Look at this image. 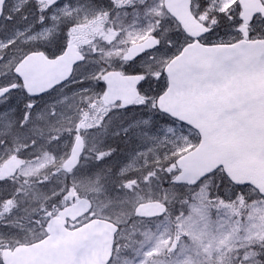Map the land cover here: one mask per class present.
<instances>
[{"label":"rangeland","instance_id":"374dc122","mask_svg":"<svg viewBox=\"0 0 264 264\" xmlns=\"http://www.w3.org/2000/svg\"><path fill=\"white\" fill-rule=\"evenodd\" d=\"M236 1L209 0L212 6H216L217 14H223L229 20L237 17V14L227 11ZM26 2H8L5 30L4 25L0 28V49L5 50L20 40L22 44H46L52 53L58 45L60 29L66 25H74V29L67 31L69 41L76 36L91 34L83 38L82 44L97 41L99 37L101 41L109 28L107 18L99 13L92 16L94 12L84 10L78 4L79 0H67L49 13V25H42L40 22L44 18L38 15V28L25 23H17L11 28L9 24L16 13L14 11ZM262 2L264 4V0ZM134 14L130 22L125 20V15L120 16L116 23L119 33L116 44L111 43L113 38L106 41L112 48V54L103 58L119 61L130 44L141 42L148 34L156 32L161 48L134 66L135 71H142L146 77L140 88L139 101L124 114L128 122L121 127L114 117L111 120L114 122L113 131L111 133L109 128L107 137L106 133L87 137L88 153L85 152L73 173L64 170L70 148L83 132V124L87 130L92 127L94 111L101 102L97 95L102 80L99 62L90 60L80 64L72 80L46 98L32 102L21 97L20 104L23 105L11 106L10 103L15 102L12 97L7 108L0 112V173L1 166L8 161H18L21 166L12 178L20 183L18 189L0 186V249H12L41 239L44 236L41 224L52 215L49 201L56 213L66 204L86 198L93 203V211L71 228L93 217L122 226L117 239V255L112 264L260 263L264 258V200L258 198L252 189L215 190L214 179L210 178L207 184L196 188L193 199L180 209L176 217L145 222L133 218V209L143 202L144 196L148 200H158L157 180L168 181L170 178L164 175H171L170 169H173L176 158L198 143L194 132L154 111L153 101L166 89L162 69L180 51L173 37L174 24L164 11L138 9ZM198 17L212 27L209 41L231 44L240 39H263L261 36H264V20L260 18L249 26L235 21L221 32L208 14L200 13ZM128 19L131 20L130 17ZM108 37H111L110 33ZM6 64L11 65L12 62L6 61ZM84 101L87 111L82 110ZM112 136L120 138L122 145L127 147L119 158L111 157V152H107L110 141L115 138ZM93 151L97 153L96 158L90 155ZM156 167L158 171L154 170ZM114 168L117 171L113 173ZM64 180L71 183V189H66ZM184 188L172 187L166 193L169 196L182 194ZM37 203L42 206H38L39 210L31 215ZM17 204L21 215L29 216H23L26 220L18 218ZM174 218L177 219L176 226L172 224ZM255 247L256 250L253 249ZM259 252L262 255L258 259L256 255Z\"/></svg>","mask_w":264,"mask_h":264},{"label":"water","instance_id":"95a60500","mask_svg":"<svg viewBox=\"0 0 264 264\" xmlns=\"http://www.w3.org/2000/svg\"><path fill=\"white\" fill-rule=\"evenodd\" d=\"M58 0H49L53 5ZM6 0H0V18ZM243 24L254 17L264 19L260 0H238ZM190 0H165L167 12L195 42L183 48L164 69L167 90L156 103L159 112L195 130L200 141L191 152L175 162L179 173L176 185L194 186L222 169L237 187L249 186L264 198V40H240L231 45L203 46L198 39L209 32L191 14ZM158 47L148 38L133 45L127 59ZM80 54L69 47L63 55L46 60L40 54L26 57L14 70L23 81L30 97H38L65 83ZM104 101L127 107L138 98L137 87L142 76L109 73L104 79ZM15 87L0 90V97ZM77 140L66 161L72 171L83 153ZM18 165L9 163L5 175L16 172ZM88 200H79L64 208L46 225L47 236L30 245H20L1 254L2 264H109L117 228L104 220L68 230L67 221L75 222L90 210ZM164 206L157 203L136 208L139 218L161 217Z\"/></svg>","mask_w":264,"mask_h":264},{"label":"flooded vegetation","instance_id":"af4514ba","mask_svg":"<svg viewBox=\"0 0 264 264\" xmlns=\"http://www.w3.org/2000/svg\"><path fill=\"white\" fill-rule=\"evenodd\" d=\"M10 1L11 0H6L5 6L3 8V15L0 18V28L4 25L3 26L4 30H5L4 16L6 14L5 10H6V6L8 2ZM66 1L67 0H58L53 5H49L48 0H27V2L22 6V8L19 7L16 11H14L16 13L12 15L13 18L9 26L11 28H14L13 25L17 26V23H25L32 27L35 26L36 28H38L36 25L38 15H40L39 18H44V20L40 22L42 25H49V16H48L49 13L60 8L61 5H63ZM144 1L145 2H141L140 0H79L78 4H80V6H82L84 10L94 12L92 16H95L96 14L99 13L104 19L105 18L108 19L107 24L109 28L106 31L105 35L101 38L102 39L101 41L99 40L100 39L99 37V39L97 38V41H89L84 44L80 43L81 41L84 40L83 38H87L91 34L82 35L81 37L76 36L75 38H73L72 41H69L68 40L69 35L67 31L68 29H74V25L72 26L71 24H69V25H66L64 28L60 29V34L57 38L58 45L53 48L52 53L50 52V49H47L46 44L44 45L40 43L22 44L20 40H16L13 44L9 45L8 48H6L5 50L0 49V90L8 88V87H12V86L16 87L13 91H10L6 95L0 97V112H2L4 109L7 108L6 106H8V102L12 97H14L13 99H15V102L12 101L10 105L18 106V105H23V104H20L21 97L24 100L36 102L40 99L46 98L49 94L57 91L58 89H61L60 87L54 90L53 92L49 93L48 95H44L38 98H29L26 95L25 93L26 90H25L23 81L20 77L14 74V70L28 55L33 54V53H42L47 59H55L58 56L63 55L68 47H74L81 57L77 66H79L80 64L86 63V62H90L91 60V62H94V61L99 62L98 63L100 64L99 67L102 70L101 72L102 80L99 83V87H98L99 93H97V95L99 96L98 99H101V102H98V109L97 110L95 109L94 111V118L92 120V125H91L92 127L87 130L85 127V124H83V130H82L83 132L80 134V136L77 137V138L82 139L84 143V153L82 156L83 158L85 155V152H87L86 138L95 136V135H101V133L102 134L106 133L105 137H107L108 129L110 128L111 133L113 131L114 126L112 124L114 122L111 123V120L114 117L117 118L116 121H117V124H119V126L121 127L124 126L128 122V119L124 117V114L127 113L128 110L132 108V105H130L127 108H124L122 107L121 103L109 105L104 101V92L106 90L104 79L106 75L109 73H119L122 76H131V75L141 74L140 72L142 71L134 70V66L136 67L135 64L140 62L143 57L150 56V54H153L154 52H156L158 49L161 48V42L157 35L158 33L156 32V33L148 34V36H146L141 41L143 42L150 37L158 41V47L152 51L142 53L141 55L128 60L127 54H128L129 49L134 44L141 43V42H137V43L130 44L126 48L123 59L119 61L103 58L105 55L112 54L111 52L112 48L109 44L106 43V41L109 38H113L111 40V43L114 45L116 44L117 37L119 35V33L116 31V23L121 15H125V20L130 22L133 20V15H135L134 12L138 9H143L145 11L155 10L156 12H159L160 10V11H164L166 14L168 13L165 7V0H156V2L155 0H144ZM215 9H216V6H212V3H210L209 0H191L192 14L198 19H199L198 16L200 13H204V15L208 14L209 18H212L215 21L217 25V29H220L221 32H223L224 29L226 30L228 29V26L232 20H229V18L225 17L223 14H217V10ZM227 11L230 13H235L239 15L241 12V8L238 5V1L234 3L232 9H228ZM129 17L131 18V20L128 19ZM169 18L172 20L174 24L173 25L174 26L173 27V31H174L173 37L176 39L178 43V47L180 48V51H179L180 53L181 50L186 45L192 43L194 39L190 38L188 35L184 33L179 23L174 21L170 16ZM199 21L202 22V20L200 19ZM202 23L206 25L208 28H210L211 32L201 37L200 43L206 46L220 44V43L214 42L213 40L212 41L208 40L209 36L212 33V27H210V25L206 22H202ZM155 29L157 28L155 27ZM109 33L111 34V37H108ZM50 41L51 40H47V42H50ZM86 51L87 53L85 54ZM92 51L94 52V54H91ZM172 57H174V55ZM6 61L12 62V64L7 65ZM94 103L95 104L97 103V99H95ZM82 110L87 111V105L85 101H84V108ZM112 137H115V138L110 141L111 143H110V146L107 152L108 153L111 152V157L113 156L115 158H119L121 154H123V152L126 151L127 147L126 145L124 146L122 145L123 142L120 138H116V136H112ZM95 152L96 151H93L90 153V155L93 156L94 158L97 157V153ZM82 158H81V162H82ZM8 162H6L5 164H7ZM4 165L1 166L0 178L2 180L0 181V186H5V187L10 186L11 190L13 189L16 190L17 187L19 186V182H16L15 179H12L14 175L5 176L3 174L2 170L4 168L3 167ZM174 170L175 169H173V171ZM115 171L117 170L114 168L113 173ZM162 184L163 183L159 184L160 188L162 187ZM2 200H3V197H2ZM147 221H150V220H147ZM0 250L2 251L3 249H0Z\"/></svg>","mask_w":264,"mask_h":264},{"label":"trees","instance_id":"16d2710c","mask_svg":"<svg viewBox=\"0 0 264 264\" xmlns=\"http://www.w3.org/2000/svg\"><path fill=\"white\" fill-rule=\"evenodd\" d=\"M253 34V33H252ZM255 34H257V33H255ZM264 35V34H263ZM262 38H264V36H261ZM65 182H67L66 183V186L69 188V189H71V187H72V185H71V183L69 182V181H65ZM208 182V181H207ZM214 183H215V185H214V189L215 190H222V189H226V188H230V189H234V190H238V189H236V188H234V187H232L228 182H227V180H226V178L223 176V174L222 173H219V174H216L215 175V179H214V181H213ZM166 186H167V183H165L164 185H163V188L162 189H165L166 188ZM194 189H187V188H184V191H183V193L182 194H180L179 196H178V198L177 197H174V198H172L170 201H172V203L170 204V202H169V199H167V198H162L161 197V199H163L165 202H166V204L168 205V208H169V213L170 214H172V212H173V207H174V205L175 204H178V205H181V206H184V205H188L189 203H190V201L193 199V197H194ZM178 202H180V203H178ZM172 224H173V226H176V223L174 222V219H172ZM41 227L43 228V225L41 224ZM261 264H264V261L262 260L261 261Z\"/></svg>","mask_w":264,"mask_h":264}]
</instances>
